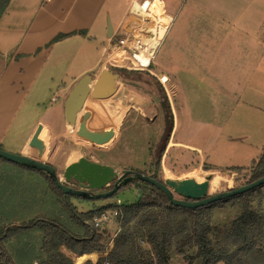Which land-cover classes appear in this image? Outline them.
<instances>
[{"label":"crops","instance_id":"crops-1","mask_svg":"<svg viewBox=\"0 0 264 264\" xmlns=\"http://www.w3.org/2000/svg\"><path fill=\"white\" fill-rule=\"evenodd\" d=\"M153 1L7 0L0 12V147L10 150V134L15 124L31 112L37 115L29 120L17 152L33 156L26 149L32 147L29 141L38 124L48 127L50 137L59 134L52 128L58 129L65 121L63 101L71 87L87 71L96 77L105 68L111 42L133 27L126 24L133 13V4L142 7L147 3L150 7ZM180 1L159 0V12L168 22L150 59L153 65L155 53L166 37L161 64L168 66L169 73L157 71V74L167 83L168 87L165 84L164 87L168 97L174 98L170 101L171 144L195 151L200 157L204 154L200 146L175 139L179 106L176 90L186 79L199 80L205 89L214 87L216 93L232 96L234 99L222 128L231 130L228 132L231 138H240L246 143L257 140L263 146L262 151L264 0H193L186 10L179 9ZM108 14L115 16L110 37L107 36ZM192 17L197 18L198 24H192ZM201 18L207 21L202 23ZM60 33L68 35L54 41ZM52 102L56 103L53 109H58V126L45 117ZM220 112L217 108V113ZM45 145L36 153L42 159ZM116 231L117 227L111 237ZM31 233L36 237L33 245L28 244L23 235L11 237L23 241L18 247L10 245L11 264L45 261L41 250L44 229L35 227ZM59 249L75 264L71 255L76 253L64 244ZM101 254L99 251L81 254L84 259L79 264L86 261L96 264Z\"/></svg>","mask_w":264,"mask_h":264},{"label":"rangeland","instance_id":"rangeland-1","mask_svg":"<svg viewBox=\"0 0 264 264\" xmlns=\"http://www.w3.org/2000/svg\"><path fill=\"white\" fill-rule=\"evenodd\" d=\"M192 2L193 0H181L178 7L180 10H186ZM152 3L160 7L159 0H154ZM148 7L147 3L142 7L133 4V13L127 19V26L132 24L136 29L135 32L140 31L138 43L145 41V35L150 34L147 30L153 26V16L149 10L147 11ZM108 18L111 23H115L113 14H108ZM195 19L197 18L191 19L193 25L198 24V20ZM204 19L202 23L207 21ZM161 23L166 25L165 22ZM162 33L161 29L160 34ZM166 43L165 37L155 53L154 64L148 66L140 65L131 57L130 52L124 53L122 48L115 45L108 48V62L104 69H111L119 74L114 94L103 99L88 96L86 103L77 114L75 125L64 121L58 129L52 128L55 133H59L57 135L50 137L48 127L45 126L48 141L42 157L56 168V173L62 180L65 166L80 157H85L109 164L118 173L123 169L155 173L159 180L191 177L196 181H202L206 175L211 174L209 194L247 183L251 174L252 159L259 155L263 146L257 140L246 143L240 138H231L228 133L231 130L222 128L234 99L232 96H222L216 93L214 87L205 89L199 80L185 79L181 82V86L179 85L176 90L179 106H177L178 127L175 139L200 146L204 154L200 157L195 151L185 147H174L171 144L170 136L168 137L170 115L164 99L167 98L170 105V101H174V98L168 97L164 87L167 83L161 81L157 74V71L169 73L168 66L165 63L161 64ZM86 73L92 75L91 71ZM149 73L155 77H150ZM182 73L181 76L184 78ZM61 98L62 96L57 103H60ZM52 104L45 117L57 125L58 109H53L56 103L52 102ZM217 108L220 109V113H217ZM34 113L36 112H31L26 119L23 117L18 119L10 134L12 145L7 151L19 153L17 146L21 143L22 133L27 129L29 120L37 115ZM123 118L126 119L125 123H120ZM107 126L121 127L117 141L108 151L103 152L77 139L76 132L79 128H83L94 137H99L103 133L110 132V130L103 132ZM38 149L39 147H31L27 148L26 152L33 155L32 157L44 160L40 155H36ZM206 154L208 156L205 158ZM157 160H159L158 164ZM140 186L139 183L128 184L118 190L114 196L107 198L86 200L68 194L67 199L78 211L85 212L107 204L134 202L138 198ZM174 194L180 198L177 193ZM61 199V195L48 186L47 178L43 173L0 160V228L32 217H42L54 219L65 227L82 233L83 229L71 220L66 208L61 204ZM250 199L252 208L264 214V185L254 191ZM106 210L111 212L113 209ZM239 212L237 201L213 207L211 223L217 228V232H211L210 238L220 239L222 234L230 229L233 218ZM110 215H112L111 221L104 223L106 247L108 237H111L116 227L118 229L115 216L112 212ZM33 234L29 231L21 235L25 236L28 244L33 245L36 240ZM11 237L4 238L2 242L7 252L10 251V245L18 247L19 243L23 242ZM140 242L142 243V240ZM144 246L150 250L148 244ZM260 248L264 251V241L260 244ZM194 252V248H185V253L188 255ZM86 262L85 264H88L89 261ZM165 264H188V261L183 254L172 247ZM191 264H200V259L196 258Z\"/></svg>","mask_w":264,"mask_h":264},{"label":"trees","instance_id":"trees-1","mask_svg":"<svg viewBox=\"0 0 264 264\" xmlns=\"http://www.w3.org/2000/svg\"><path fill=\"white\" fill-rule=\"evenodd\" d=\"M6 1L0 0V12L4 9ZM67 35L68 33H60L53 40H59ZM148 65H151V62ZM148 75L155 77L151 73ZM164 101L170 115L169 137L172 131L173 114L167 98ZM0 160L9 162L3 158ZM157 161L158 164L159 160ZM19 166L32 169L23 165ZM37 171L43 173L47 178L48 186L61 195V204L66 208L71 220L83 231L78 233L54 219L42 217H32L16 224L10 223L0 228V264H11L8 252L2 243L3 239L25 234L35 227L44 229L41 250L46 259L42 264H73L72 259L59 249L61 244L76 253L71 255L75 264L84 259L81 254L105 251L106 230L92 229L91 219L107 208L116 210L115 220L118 223V229L112 237V247L106 256L111 264H165L172 247L187 258L188 264L196 258L200 259V264H217L218 262L264 264V251L260 248V244L264 241V214L252 208L250 199V195L264 184L205 206L185 208L170 203L166 195L154 185L134 180L131 183L141 185L138 187L136 201L107 204L80 212L69 202L68 195L63 194L61 188L46 172ZM137 171L159 180L155 173ZM250 171L247 183L264 175V148L252 160ZM233 201H237L240 212L233 218L230 229L225 231L220 239L212 240L210 233L217 232V228L211 223V209ZM110 238L108 237V240ZM143 243L148 244L150 250ZM185 248H194V254H186ZM103 260L98 258L96 264H103Z\"/></svg>","mask_w":264,"mask_h":264},{"label":"water","instance_id":"water-1","mask_svg":"<svg viewBox=\"0 0 264 264\" xmlns=\"http://www.w3.org/2000/svg\"><path fill=\"white\" fill-rule=\"evenodd\" d=\"M112 35V25L110 20H107V36ZM119 74L114 70H101L96 77L91 74H83L76 83L71 87L66 95L64 107V119L71 125L76 124L77 114L82 109L88 96L96 99L108 98L116 91V82ZM92 81L93 84H92ZM126 119L120 120V123H125ZM121 127L112 126L110 132L103 133L99 137L90 135L83 128H79L76 132L78 141H82L94 148L108 151L117 141L120 135ZM46 127L43 124H38L30 141L29 145L32 147H40L47 143ZM0 158L9 162L23 165L35 170H42L48 174L52 181L61 188L64 195H74L82 197L86 200H95L99 198L111 197L127 182L139 180L148 182L160 191H162L170 203L175 206L185 208H196L205 206L212 202L222 200L244 193L255 187L264 184V175L241 186L209 194V185L212 178L211 174L205 176L202 181H196L194 178H165L160 181L147 174H143L136 170L123 169L119 174L111 165L102 164L90 161L85 157H80L65 166L63 171V180L57 175L56 168L47 161L23 155L20 153H13L0 148ZM130 174L129 176H126ZM70 179H75L80 187L87 183L86 188L92 190H101L108 186L111 182L112 187L106 191L88 192L82 188H75L68 184ZM177 193L180 198L176 197Z\"/></svg>","mask_w":264,"mask_h":264},{"label":"built area","instance_id":"built-area-1","mask_svg":"<svg viewBox=\"0 0 264 264\" xmlns=\"http://www.w3.org/2000/svg\"><path fill=\"white\" fill-rule=\"evenodd\" d=\"M135 30H136L135 27H132V29L129 32L124 33L122 36H120L119 38L114 40L113 43L111 44L110 48H112L115 45L118 48H122L124 53L130 52L131 56L135 55V53L138 52L141 47L146 46V43H147V42L138 43V36L140 34L139 33L140 31L135 32ZM160 39H159V41H160ZM155 50H156V48H155ZM155 50H154V52H155ZM153 55H154V53L152 54V56ZM151 57H150V59H151ZM145 66H147V65H145ZM111 212H112L113 216H116V213H117L116 210L113 209ZM111 212L104 209V210L100 211L98 214H95L91 219L92 229L104 230L105 229L104 223L111 221V217H112V215H110ZM111 247H112V237L108 240L107 247H106L105 251H102L101 257H99V258L104 259L103 264H111L106 258L107 253L109 252ZM32 264H42V262L34 261Z\"/></svg>","mask_w":264,"mask_h":264},{"label":"bare ground","instance_id":"bare-ground-1","mask_svg":"<svg viewBox=\"0 0 264 264\" xmlns=\"http://www.w3.org/2000/svg\"><path fill=\"white\" fill-rule=\"evenodd\" d=\"M149 12L152 14L153 18V26H151L147 31L150 32V34L145 35V41L146 46L141 47L138 52L135 53V55H132L133 57L140 65L145 66L150 63V57L154 53L155 48L157 47L159 43V39L163 36L166 25L168 22L167 17H164L161 12H159V8L156 4L151 3L149 7ZM146 14V13H145ZM161 22H165L166 25H162ZM159 23V24H158ZM163 30V33L160 34V30ZM94 81H92L93 84ZM86 103V102H85ZM79 117V116H78ZM111 127L107 126L103 132L110 130ZM81 261H78V264Z\"/></svg>","mask_w":264,"mask_h":264},{"label":"flooded vegetation","instance_id":"flooded-vegetation-1","mask_svg":"<svg viewBox=\"0 0 264 264\" xmlns=\"http://www.w3.org/2000/svg\"><path fill=\"white\" fill-rule=\"evenodd\" d=\"M88 159V158H86ZM90 161H94V160H91V159H88ZM94 162H98V163H102V162H99V161H94ZM102 164H105V163H102ZM132 170V169H131ZM122 172V171H121ZM121 172H119V174H121ZM130 174H127L126 176H129ZM131 182L133 181H130V182H127L126 184H131ZM112 183L111 182L108 186H106L105 188L101 189V190H92V189H89V188H86V185L87 183L84 182V186L83 187H80L79 183L75 180V179H70V181L68 182L69 185L75 187V188H82L83 190H86L88 192H99V191H106V190H109L111 187H112ZM125 184V185H126ZM124 186V185H123Z\"/></svg>","mask_w":264,"mask_h":264}]
</instances>
